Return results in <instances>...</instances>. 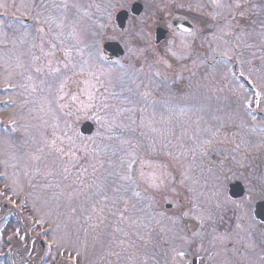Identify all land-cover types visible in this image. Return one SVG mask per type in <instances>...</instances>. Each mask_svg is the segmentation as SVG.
<instances>
[{
    "label": "rangeland",
    "instance_id": "1",
    "mask_svg": "<svg viewBox=\"0 0 264 264\" xmlns=\"http://www.w3.org/2000/svg\"><path fill=\"white\" fill-rule=\"evenodd\" d=\"M131 1L0 0V264H159L164 241L174 249L177 186L195 184L183 174L174 185V163L239 158L233 128L253 92L232 66L199 59L171 88L176 51L193 45L167 61L146 13L124 28L95 13ZM113 37L125 52L109 62L101 44Z\"/></svg>",
    "mask_w": 264,
    "mask_h": 264
},
{
    "label": "flooded vegetation",
    "instance_id": "2",
    "mask_svg": "<svg viewBox=\"0 0 264 264\" xmlns=\"http://www.w3.org/2000/svg\"><path fill=\"white\" fill-rule=\"evenodd\" d=\"M137 1L139 9L133 7ZM101 2L96 3L98 8ZM150 4L132 0L113 11L95 13H109L105 18L110 19V13L126 8L127 20L146 13L148 36L167 61L178 43H191L190 51H176L184 57L172 65L176 82L169 81L171 88L182 89L185 78L180 68L199 59L201 66H232L234 76L254 94V104L245 106L248 121L242 116L233 123L240 135L237 161L227 155L217 160L215 154H193L188 169L174 163L172 183L184 174L192 176L195 184L176 185L174 249L167 251L170 245L165 240L158 250L159 264H264V0H152ZM226 26L223 43L218 40L213 46V35ZM244 62L256 73L239 72L237 67ZM171 205L164 203L167 209Z\"/></svg>",
    "mask_w": 264,
    "mask_h": 264
},
{
    "label": "water",
    "instance_id": "3",
    "mask_svg": "<svg viewBox=\"0 0 264 264\" xmlns=\"http://www.w3.org/2000/svg\"><path fill=\"white\" fill-rule=\"evenodd\" d=\"M116 18L120 26L124 25V20L126 18V13H117ZM103 51L108 55V57L117 56L123 54V48L118 41H108L103 45ZM94 128V124L91 120H85L81 126L80 130L83 133H91Z\"/></svg>",
    "mask_w": 264,
    "mask_h": 264
}]
</instances>
